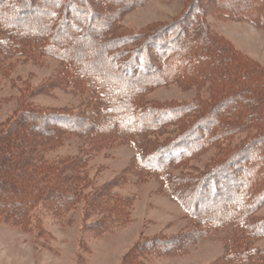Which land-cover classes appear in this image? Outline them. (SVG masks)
Instances as JSON below:
<instances>
[{"label": "trees", "instance_id": "trees-1", "mask_svg": "<svg viewBox=\"0 0 264 264\" xmlns=\"http://www.w3.org/2000/svg\"><path fill=\"white\" fill-rule=\"evenodd\" d=\"M145 1L0 0V75L12 58L51 56L60 62L62 86L89 96L78 113L32 108L0 126V222L24 226L37 208L60 215L84 200L88 215L102 212L90 227L108 231L128 200L112 194L110 185L86 193L85 160L49 162L44 151L72 135L112 139L133 148L135 169L157 175L161 191L194 223L187 234L139 241L128 264H138L134 252H187L213 227L230 232L213 264H264V249L256 245L264 238V217L256 216L264 206V67L210 29L202 4L264 30V0H186L183 13L167 24L116 32V22ZM156 73L165 75L157 79ZM172 83H208L210 95L194 103L145 104L149 91ZM173 124L179 129L171 139L149 140ZM35 131L40 137L32 142ZM242 133L247 137L232 144ZM219 145H227L226 156L210 169L186 178L170 172Z\"/></svg>", "mask_w": 264, "mask_h": 264}, {"label": "rangeland", "instance_id": "rangeland-1", "mask_svg": "<svg viewBox=\"0 0 264 264\" xmlns=\"http://www.w3.org/2000/svg\"><path fill=\"white\" fill-rule=\"evenodd\" d=\"M202 4L210 29L264 67V30L248 21L218 16L209 3ZM186 5V0H146L126 12L116 22L115 31L134 34L167 24L180 16ZM88 53L87 46L82 62L88 58ZM5 63L0 75V126L32 108L47 113H78L85 109L88 94L62 86L61 65L56 58L32 55L12 58ZM164 75L156 73L157 79ZM208 87V83L188 88L178 83L159 85L143 100L152 105L194 103L209 97ZM178 125L168 127L165 133L151 135L149 140L154 144L166 142L178 132ZM39 137L37 131L30 135L32 142ZM246 137L247 133L236 135L232 144ZM226 147L214 146L194 154L172 167L170 172L182 178L204 172L226 156ZM135 154L133 148L122 141H79L74 135L55 147H46L44 156L49 162L66 156L85 160L86 193L110 185L111 193L128 200L129 205L116 211L118 217L113 226L103 233L90 227L101 218L102 212L88 215L84 200L60 215L44 207L37 208L24 226L0 222V264H128L130 252L139 241L190 232L193 220L178 202L161 191L157 175L135 169ZM3 189L5 191L6 187ZM256 216L264 217V206ZM229 237L228 228L213 227L209 235L192 244L187 252L149 255L134 252V258L138 264H213L225 253ZM256 245L264 249V238L258 239Z\"/></svg>", "mask_w": 264, "mask_h": 264}]
</instances>
